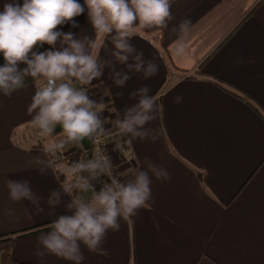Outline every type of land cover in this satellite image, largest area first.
<instances>
[{"label":"crops","instance_id":"crops-1","mask_svg":"<svg viewBox=\"0 0 264 264\" xmlns=\"http://www.w3.org/2000/svg\"><path fill=\"white\" fill-rule=\"evenodd\" d=\"M4 3L0 0V11ZM171 12L167 28L134 26L130 42L159 70L148 79L131 72L124 87H117L110 76L113 66L127 69L111 55V37L92 28L86 6L74 18L79 27L58 26L73 32L101 62H112L102 77L88 84L73 81L101 103L103 117L122 118L124 107L135 103L129 93L143 85L158 101L156 119L146 126L155 130V140L122 132L129 158L111 145V157L125 181L146 169V156L170 174V179H157L150 173L152 199L129 220L121 219L118 231L109 230L97 252L81 245L82 264H264V118L259 113L264 111V0H173ZM185 19L191 24L177 54L172 28ZM85 36L95 40L94 50ZM62 40L53 50L68 46ZM161 46L169 60H164ZM51 47L45 43L35 50ZM4 63L0 53V66ZM198 68L201 72L190 78ZM205 73L246 90L257 100L258 110ZM44 82L43 77L29 76L11 96L0 91V238L24 232L15 239L13 255L18 260L72 264L52 254L43 259L35 255L37 238L66 212L64 205L73 193L89 201L98 191L94 181L85 190L90 174L75 168L93 159V151L86 140L59 146L65 139L60 125L51 133L35 126L27 109ZM177 95L183 98L180 103L174 102ZM41 168L46 174L41 175ZM9 180L30 181L43 212L27 199H11ZM54 189H67L71 196L63 195V203L51 207L47 198Z\"/></svg>","mask_w":264,"mask_h":264},{"label":"clouds","instance_id":"clouds-1","mask_svg":"<svg viewBox=\"0 0 264 264\" xmlns=\"http://www.w3.org/2000/svg\"><path fill=\"white\" fill-rule=\"evenodd\" d=\"M173 0H5L0 11V53L5 63L0 66V91L11 96L13 91L24 85L25 78L43 77L45 83L38 86L28 106L35 126L44 133H51L60 125L65 139L60 142L79 143L85 138L92 139L105 132V119L101 103L91 98L83 87H75L74 80L88 84L104 75L103 68L111 61L101 62L86 51L83 42L74 39V33L64 32L58 26L71 23L79 27L74 19L85 12L88 20L99 33L111 37L113 45L111 55L115 61L124 65L127 71L112 68L110 79L117 87H124L131 79L130 73H141L148 79L158 73L159 66L154 60H145L143 50L130 42L135 35L134 26L144 28L165 27L173 19L171 7ZM191 21L185 19L172 32L177 34V54L182 53L183 35ZM60 37L62 50H53ZM88 46L94 50L97 45L90 36H85ZM47 43L51 48L44 51L35 50ZM131 57L132 62H129ZM27 67L21 68L20 64ZM122 95V93L120 94ZM129 99L135 103L126 105L122 118L116 120V126L125 134H131L141 140L151 136L157 138L155 130L146 126L156 119V97L150 94L148 85H143L129 93ZM175 103L182 101V96L173 98ZM121 145L115 144L113 151H120ZM146 169H138L132 178L125 182L113 180L104 184L92 197L85 201L72 196L64 205L66 212L57 216L50 224V230L37 238L39 247L35 255L43 259L46 254L82 264L85 259L81 250L84 245L91 252L101 249L109 232L118 231L120 220H129L137 214L146 202L152 199V175L157 179H170V174L162 166H157L149 157L144 158ZM111 159L98 154L93 159L75 165L80 172H87L83 187L85 190L91 181L98 179L101 172L110 168ZM41 175L46 169H40ZM11 199H27L39 207V198L31 189L30 181H13L7 183ZM63 195L71 194L54 189L47 198L51 207L63 203Z\"/></svg>","mask_w":264,"mask_h":264},{"label":"built area","instance_id":"built-area-1","mask_svg":"<svg viewBox=\"0 0 264 264\" xmlns=\"http://www.w3.org/2000/svg\"><path fill=\"white\" fill-rule=\"evenodd\" d=\"M45 83V82H44ZM42 83L41 86L44 84ZM87 92V91H86ZM88 93V92H87ZM90 96V94L88 93ZM105 119V132L99 136H95L92 139H88V142L90 144V147L93 151V158L98 154H103L109 156L111 159V150H110V143H113L114 145L116 143H119L121 145L120 152L124 155L126 153V142L123 141V135L120 131H114L106 130V125L110 122V119L112 120V116H104ZM37 132L36 130H34ZM78 147L80 150H84L83 146L78 144ZM88 161L87 159L84 160V162ZM112 164L111 167L106 169L105 171L101 172L98 176V179L95 180V184L98 187V190L104 185V184H110L113 180H120L121 182H124V176L120 174L116 166L114 165L113 160L111 159Z\"/></svg>","mask_w":264,"mask_h":264},{"label":"trees","instance_id":"trees-1","mask_svg":"<svg viewBox=\"0 0 264 264\" xmlns=\"http://www.w3.org/2000/svg\"><path fill=\"white\" fill-rule=\"evenodd\" d=\"M161 49L163 52H165V58L164 60H169V57H167L166 51L165 49L163 50L162 46ZM166 64V62H165ZM167 67V65H166ZM201 71L198 68L197 70H195L193 72V75L189 76L190 78H194V74H199ZM207 76L211 77L212 80L214 81L215 84H218L219 86H221L224 90L235 94L237 96H239L241 99H244L246 101H249L251 104L254 105V108H256V105L254 104V102H256L257 100L250 94L248 93L246 90H244L243 88L237 86L236 84L229 82L219 76L215 77L211 74H207L205 73ZM158 102V101H157ZM159 108V107H158ZM258 110V108H256ZM259 113L261 114V116L264 118V111H259ZM159 118L160 115L158 114ZM74 196H76L73 193ZM48 226H46L45 228H47ZM44 229V228H43ZM24 232L17 234V236L15 237H5V238H0V243L2 242H6L4 246L1 247L0 249V264H32L31 262H27V261H21L18 260L14 257L13 255V249L15 246V239L16 237L23 235Z\"/></svg>","mask_w":264,"mask_h":264},{"label":"rangeland","instance_id":"rangeland-1","mask_svg":"<svg viewBox=\"0 0 264 264\" xmlns=\"http://www.w3.org/2000/svg\"><path fill=\"white\" fill-rule=\"evenodd\" d=\"M87 92L89 93V90ZM115 119H117V118H115L114 116H112V120L110 119V122L108 123V125H106V128H107L106 130H109L111 128V130L120 131L122 133V131L118 127L115 128V126H114ZM123 137H125V136L123 135ZM123 141L126 142L125 141V138H123ZM111 145H113V143H110V150H111ZM126 146H127V143H126ZM124 156H127V158H129V150H128V147L126 148V153L124 154ZM114 165H115V163H114ZM124 181H125V177H124Z\"/></svg>","mask_w":264,"mask_h":264},{"label":"water","instance_id":"water-1","mask_svg":"<svg viewBox=\"0 0 264 264\" xmlns=\"http://www.w3.org/2000/svg\"><path fill=\"white\" fill-rule=\"evenodd\" d=\"M61 127V126H60ZM84 140H86L87 142H88V139L87 138H85ZM89 143V142H88Z\"/></svg>","mask_w":264,"mask_h":264},{"label":"bare ground","instance_id":"bare-ground-1","mask_svg":"<svg viewBox=\"0 0 264 264\" xmlns=\"http://www.w3.org/2000/svg\"><path fill=\"white\" fill-rule=\"evenodd\" d=\"M112 159V158H111ZM113 160V159H112Z\"/></svg>","mask_w":264,"mask_h":264}]
</instances>
